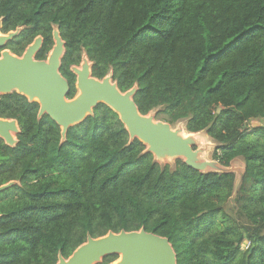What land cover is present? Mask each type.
<instances>
[{
  "label": "trees",
  "instance_id": "trees-1",
  "mask_svg": "<svg viewBox=\"0 0 264 264\" xmlns=\"http://www.w3.org/2000/svg\"><path fill=\"white\" fill-rule=\"evenodd\" d=\"M0 22L21 30L14 55L42 38L37 60L58 31L68 100L86 57L94 78L137 89L141 115L204 132L223 168L244 162L237 183L159 163L103 104L62 138L36 102L0 96L20 131L14 147L0 139V186L14 183L0 193V264H57L87 235L140 229L168 239L177 264H264V0H0Z\"/></svg>",
  "mask_w": 264,
  "mask_h": 264
},
{
  "label": "water",
  "instance_id": "water-1",
  "mask_svg": "<svg viewBox=\"0 0 264 264\" xmlns=\"http://www.w3.org/2000/svg\"><path fill=\"white\" fill-rule=\"evenodd\" d=\"M20 31L2 34L0 49ZM52 37L54 45L45 60L36 59L43 43L41 37L35 38L21 56H14L7 50L0 54V96L15 92L26 97L29 102H36L39 105L38 118L46 115L61 128L62 138L69 128L84 121L92 115L94 108L103 104L117 114L128 132V139L141 142L155 159L167 154L174 160L182 159L188 167L202 173L208 168H214L212 170L216 173L232 172L217 162V167L213 162H201L193 149L192 140L181 138L180 131L166 122L156 120L154 114L141 115L134 102L136 88L121 92L111 75L101 80L94 78L86 57L82 59L79 68H71L75 76V89L80 94L68 100L70 86L60 74L65 44L57 30L53 31ZM251 126L256 128L263 125L252 121ZM19 132L15 120L0 119V139L7 146L14 147L17 144L15 138ZM13 185L10 182L0 186V193ZM85 241L67 259L59 254L57 264H99L111 255L118 258L115 264H177L176 254L169 240L143 229L109 232L95 239L87 235Z\"/></svg>",
  "mask_w": 264,
  "mask_h": 264
},
{
  "label": "rangeland",
  "instance_id": "rangeland-1",
  "mask_svg": "<svg viewBox=\"0 0 264 264\" xmlns=\"http://www.w3.org/2000/svg\"><path fill=\"white\" fill-rule=\"evenodd\" d=\"M2 35V33H0V36ZM7 50L8 52H10V54L14 55L10 50L8 49H0V54ZM17 56V55H14ZM48 56V55H47ZM80 66H78L79 68ZM76 95H77V90H76ZM173 128L175 130L180 131V135H183V133H185V137L189 138L190 140H192L194 142V146L193 149L198 153V158L199 160L202 162H209V163H214L215 167H217V163L215 162V160H213V152L216 148V145L206 136V134L204 132H200V133H196V134H191L188 133L185 129H184V125L182 123H178L175 126H173ZM182 137V136H181ZM16 139V138H15ZM199 139V140H198ZM157 160V159H156ZM174 159L172 158H166L163 160H157L159 163H168V164H172ZM243 160L241 158L235 159L232 161V164L229 168H227L226 170L232 171L235 176H236V183L239 182V178L242 175V172L244 170V162H242ZM214 168H208L206 170V172L209 171H214L212 170ZM230 204H234V201L231 200ZM249 247V243L245 242L243 244V249L246 250ZM118 260V258H117ZM116 260V261H117Z\"/></svg>",
  "mask_w": 264,
  "mask_h": 264
},
{
  "label": "bare ground",
  "instance_id": "bare-ground-1",
  "mask_svg": "<svg viewBox=\"0 0 264 264\" xmlns=\"http://www.w3.org/2000/svg\"><path fill=\"white\" fill-rule=\"evenodd\" d=\"M80 94V92H79V90L77 91V95L76 96H78ZM182 137L181 138H183V139H187L186 137H185V133H183V135H181ZM199 140V139H198ZM166 158H170L167 154H163V155H160V156H158V160H163V159H166ZM117 261H115V262H113V263H111V264H115Z\"/></svg>",
  "mask_w": 264,
  "mask_h": 264
},
{
  "label": "crops",
  "instance_id": "crops-1",
  "mask_svg": "<svg viewBox=\"0 0 264 264\" xmlns=\"http://www.w3.org/2000/svg\"><path fill=\"white\" fill-rule=\"evenodd\" d=\"M244 171V170H243ZM243 173V172H242Z\"/></svg>",
  "mask_w": 264,
  "mask_h": 264
}]
</instances>
